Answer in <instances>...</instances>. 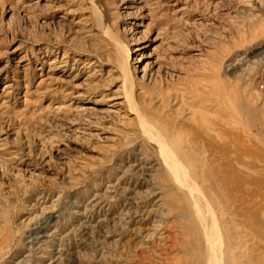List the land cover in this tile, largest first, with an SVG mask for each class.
<instances>
[{"label":"rangeland","instance_id":"rangeland-1","mask_svg":"<svg viewBox=\"0 0 264 264\" xmlns=\"http://www.w3.org/2000/svg\"><path fill=\"white\" fill-rule=\"evenodd\" d=\"M50 1L0 0V264L197 260L190 189L134 102L184 138L208 133L197 174L227 178L264 264V0H105L108 27L91 0ZM117 46L136 49L133 83Z\"/></svg>","mask_w":264,"mask_h":264},{"label":"bare ground","instance_id":"bare-ground-1","mask_svg":"<svg viewBox=\"0 0 264 264\" xmlns=\"http://www.w3.org/2000/svg\"><path fill=\"white\" fill-rule=\"evenodd\" d=\"M57 1L58 0H51L50 2L54 3ZM91 3L92 10L95 13L93 16L99 14V23L108 27L111 16L105 0H91ZM140 4L144 6L148 5V3L145 2H141ZM116 43L118 44V42H115V44ZM134 50L136 49L128 47V51H125L121 46H117V58L119 67L123 70V77L126 79L125 84L134 82L133 78H127L130 74V53L134 52ZM133 97V92H130L129 99L126 97H123V99L130 100L131 98L133 99ZM92 100L93 99H89L87 103H95V101ZM135 103L136 102L131 104L132 112L141 123L144 124L143 120H147V124L144 125L143 129L144 131L147 129L145 133L148 131L150 132L151 135H149L148 132L149 139L151 140L150 142L155 138L159 139L158 143H152L154 147L159 150L162 159H164V166L173 177L172 182L176 180L179 186H184L183 183H185L187 184V188L190 189L187 190L183 187V190H187L188 193L186 196L190 202L189 210L191 213L189 212V214L191 215L190 217L193 218H190L192 219V226H190L192 241L190 240V245L193 246V255L196 256L197 260L191 263L262 264V260L257 258V249L255 247L257 237L247 226L249 222L244 219V209L239 208V205L235 204L234 199L225 192V189L229 187V184L225 180L227 178L222 177L225 179H220V176L217 177L214 171H210L212 174L209 173V176L197 174V170L201 169L202 166L200 167L197 165L199 158L196 156V149L199 148L201 144L205 147L206 145L211 147L215 145L214 142L206 144L208 139L211 138L208 133L205 131L199 132V134H193V137L191 136L190 139L187 137L184 138L178 127L161 126L159 120L146 118L144 111H142L139 106L137 107ZM88 109L89 108L86 107L85 104L79 105L76 108L79 112ZM225 145V142L219 143L220 147H225ZM203 171L204 170H201V172ZM210 178H213L216 189L219 191L222 190L223 193L221 196L209 194L207 190H205V192H202L203 190L201 191V186L199 187V184L204 185ZM181 182L183 183L181 184ZM194 186L195 188L196 186L199 187L198 190L200 189L199 192L201 191L199 195L195 193L194 190L197 189H194ZM50 222L51 219H47L43 222L45 227L40 226L41 232L38 233L37 236L35 235V238L33 237L31 241L33 246L41 242L39 235L44 232ZM42 257L43 256H41V258Z\"/></svg>","mask_w":264,"mask_h":264}]
</instances>
